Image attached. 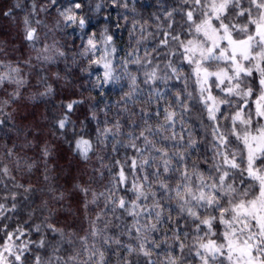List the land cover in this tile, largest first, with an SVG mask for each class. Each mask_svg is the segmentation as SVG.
Segmentation results:
<instances>
[{
    "label": "clouds",
    "instance_id": "1",
    "mask_svg": "<svg viewBox=\"0 0 264 264\" xmlns=\"http://www.w3.org/2000/svg\"><path fill=\"white\" fill-rule=\"evenodd\" d=\"M208 5L0 0V264H264V146L243 138L261 89L201 83ZM222 23L254 70L264 0Z\"/></svg>",
    "mask_w": 264,
    "mask_h": 264
},
{
    "label": "snow or ice",
    "instance_id": "2",
    "mask_svg": "<svg viewBox=\"0 0 264 264\" xmlns=\"http://www.w3.org/2000/svg\"><path fill=\"white\" fill-rule=\"evenodd\" d=\"M227 10L228 5L225 0H209L208 8L205 10V15H207L208 19L196 25L198 31L207 37L209 47L206 50L198 49L197 45L193 44V49L204 53L205 56L218 57L216 62L219 65L214 72L209 71L200 65H197L196 70L200 75L202 84H207L210 80L215 81L220 85H224L225 83L229 84L230 87L225 89V94L235 92L236 86L241 78L257 76L261 91L257 92L248 89L244 93V102L246 107H250L254 110L258 119L264 120V60H258L253 70V68H250L247 63L250 58L249 51L237 54L236 50L232 49V53L229 55L228 48L225 47L223 43L219 42L221 38L215 35V33L227 31V27L222 23V17L226 15ZM189 17L191 18L190 12ZM218 22H220L219 28L216 26ZM163 35L164 38L167 39L168 34L164 33ZM229 43H231V40ZM203 99L208 104L212 115H215L216 111L222 107L218 98L210 92L203 97ZM241 116L242 113L234 114V119L240 120ZM169 119H171V115L169 116ZM243 138L249 145L253 146L254 151L259 146H264V125L253 128V126L249 124L244 132ZM121 178L123 179V170H121ZM9 237H11V234H9ZM201 247L211 250L214 248V242L206 241L201 244Z\"/></svg>",
    "mask_w": 264,
    "mask_h": 264
},
{
    "label": "rangeland",
    "instance_id": "3",
    "mask_svg": "<svg viewBox=\"0 0 264 264\" xmlns=\"http://www.w3.org/2000/svg\"><path fill=\"white\" fill-rule=\"evenodd\" d=\"M227 5L231 3V0H225ZM215 35L219 36L221 40L219 42L223 43L229 50V55L232 53V49H235L237 54L243 53L245 51H249L246 44L241 41H236L231 39V34L228 31L215 33ZM231 40V43L229 41Z\"/></svg>",
    "mask_w": 264,
    "mask_h": 264
},
{
    "label": "trees",
    "instance_id": "4",
    "mask_svg": "<svg viewBox=\"0 0 264 264\" xmlns=\"http://www.w3.org/2000/svg\"><path fill=\"white\" fill-rule=\"evenodd\" d=\"M154 2V0H145V4L147 7H151V4Z\"/></svg>",
    "mask_w": 264,
    "mask_h": 264
}]
</instances>
